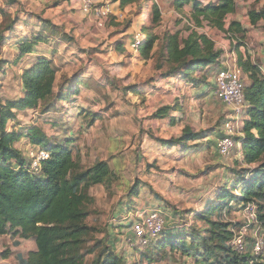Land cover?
Returning <instances> with one entry per match:
<instances>
[{"label":"rangeland","instance_id":"obj_1","mask_svg":"<svg viewBox=\"0 0 264 264\" xmlns=\"http://www.w3.org/2000/svg\"><path fill=\"white\" fill-rule=\"evenodd\" d=\"M82 1L0 0V10L7 14L5 18L0 15V27L3 22L7 26L19 20L14 33H6L5 40L0 39V61H14L18 53L13 46L20 37L43 32L39 19L33 16L54 25V29L44 30L49 39L37 47L38 52L24 57L18 66H6L5 75L0 76L3 99L17 100L24 96L23 72L38 57L49 59L57 70L54 97L37 109L19 113L9 128L25 137L36 129L50 143L74 141L70 148L80 158L84 171L100 162L109 165L108 182L88 191L91 202L86 207L89 215L86 223L91 232L82 250L85 264H93L102 250L106 251L105 255L113 252L124 257L127 264H209L204 261V254L195 256L193 251L187 255L169 247L159 250L163 238L141 244L133 234L132 223L137 221L138 214L143 217L156 214L166 227L179 225L181 221L179 229L184 226L208 229L195 216L214 204L229 182L236 183L233 170L246 168L235 164L240 161L239 147L226 158L216 153L219 135L228 133L235 137L244 127L245 115L224 105L215 96L213 86L202 84L194 88L180 82V77L169 75L171 67L163 55L166 37L179 33L186 38L191 31L205 34L217 49L224 51L225 64H232L231 57L239 52L261 62L264 70V23L253 26L249 17L251 12L264 9V0H236L239 18L252 27L245 46L240 48L218 30L197 27L191 7L179 11L177 0H142L124 9L111 0H97L87 13L83 11ZM153 5L162 14L158 24L151 23L149 11H145ZM107 8L111 11L108 16L95 12ZM231 21L229 18L227 25ZM143 28L148 32H141ZM147 35L158 40L145 57L139 48L145 44ZM216 73L206 79L211 85ZM70 91L75 94L61 101L60 95ZM178 106L183 107V114L176 125L169 119L155 117L164 107ZM186 131L201 137L190 144L194 147L190 152L174 146L175 141L181 142ZM161 141H174V145L164 146ZM17 147L32 162L42 151L27 138L21 139ZM240 207L233 202L225 210L223 221L242 228L248 215ZM256 237L263 239L264 230L257 236L248 231L249 251ZM34 250L33 241L0 237V254H10L0 264H23Z\"/></svg>","mask_w":264,"mask_h":264},{"label":"trees","instance_id":"obj_2","mask_svg":"<svg viewBox=\"0 0 264 264\" xmlns=\"http://www.w3.org/2000/svg\"><path fill=\"white\" fill-rule=\"evenodd\" d=\"M111 1L119 4L121 9L142 2ZM175 5L179 11L190 6L191 16L197 27H211L224 33L232 43L236 42V47L245 46L249 31L235 20L227 25V20L237 13L236 0H211L208 3L201 0H177ZM146 10L149 11L151 23L161 22L162 14L157 5L145 8ZM0 15L4 18L7 16L4 10H0ZM249 17L253 26L264 23V9L251 12ZM32 18L39 19L43 32L31 33L16 42L18 56L13 62L0 61V76L5 75L6 66H18L24 57L38 52L37 47L48 42L49 38L45 36L44 30H52L54 25L40 17ZM18 22L19 20L14 21L7 26L3 22L0 27V39L5 40V34L13 31ZM141 32L148 31L143 28ZM147 36L145 44L139 48L145 57L149 56L158 40L157 37ZM236 40L242 41L237 43ZM164 48L165 61L171 67L168 74L180 77L179 81L187 86L197 88L206 84L208 88H215L218 73L226 68L223 61L224 51L217 49L210 37L196 31H191L186 38H182L179 33L167 36ZM119 51L124 52L123 48ZM237 65L245 75L247 107L242 113L245 115L244 127L240 135L237 133L233 137L236 147L241 151L240 161L235 164L246 168L238 172L233 170L232 175L237 176L236 183L229 182L218 194L216 202L195 216L199 221L206 223L208 229H186L184 226L181 230L180 221L179 225L174 224L173 227H166L164 224L157 237L164 240L163 244L158 245L159 250L169 247L172 251L181 250L187 255L195 251V256L204 254V261L211 262L209 264H264V255L254 256L252 251L248 250L247 243L245 252L228 246L233 238V231L238 230L241 225L223 221L225 210H229L233 202L241 205V210L245 209L247 204L253 203L257 217L264 227V70L261 62L253 60L250 55H241ZM214 72L217 73L211 85L206 79L209 75H214ZM56 76L57 70L53 63L45 57H38L32 66L24 70L21 77L24 92L22 98L5 101L0 85V237L12 236L22 241L34 242L36 250L28 254L23 264H85L86 257L82 250L91 232L86 223L89 216L86 207L91 202L88 191L91 187L104 185L111 175L106 162H100L86 171L82 170L80 158L75 157L70 148L74 141L65 139L63 142L50 143V140L40 136L36 129H32L26 137L10 130V123L17 121L19 113L37 109L39 105L54 97ZM198 76H202L201 79ZM78 91L76 90V93ZM71 92L67 95L61 94L60 100L69 99L75 94ZM139 93L137 92V95H140ZM182 108L164 107L155 117L159 120L169 119L172 125H176L179 115L183 114ZM173 113L177 115L171 117ZM225 136L226 134L221 133L218 142ZM23 138L42 148L49 158L41 161L38 167H33V162L26 159L17 147ZM200 138L199 135L186 131L178 144V141H173L175 145L173 142H161L165 143L164 146L179 145L182 151L190 152L194 148L190 147V144ZM216 153L224 158L218 150ZM232 192L238 193V196ZM178 214L175 211L174 215L179 219ZM134 223L135 221L132 227ZM157 239L155 241H158ZM249 240L247 238L246 242ZM105 252L102 250L93 264H127L124 257L113 252L105 255ZM9 257L8 253L0 254V261L8 260Z\"/></svg>","mask_w":264,"mask_h":264},{"label":"built area","instance_id":"obj_3","mask_svg":"<svg viewBox=\"0 0 264 264\" xmlns=\"http://www.w3.org/2000/svg\"><path fill=\"white\" fill-rule=\"evenodd\" d=\"M85 13L91 11L93 5L97 3V0H83ZM104 10V9H103ZM97 9L95 12L99 16H108L111 12L108 8L106 10ZM224 69L220 70L217 75L215 83V96L226 106L235 109V113L242 114L247 107L245 98V75L243 71L238 67L237 62L233 61L232 64H225ZM228 128V126H227ZM229 130V129H228ZM236 148V143L232 134H226L217 144L218 153L226 158L233 149ZM49 156L45 151H40L36 160L33 161V167H38L41 161L48 159ZM245 211L248 215V221L242 229L233 231V238L228 243V246L234 248L236 251H246V239L248 231H251L253 235L257 236L258 232L264 230L263 225L260 223L256 207L253 203L247 204ZM163 222L161 218L156 214H152L146 217L137 215V221L133 226V233L141 244H147L152 239H156L163 230ZM252 253L254 256L261 257L264 253V237L263 239H254L252 245Z\"/></svg>","mask_w":264,"mask_h":264},{"label":"crops","instance_id":"obj_4","mask_svg":"<svg viewBox=\"0 0 264 264\" xmlns=\"http://www.w3.org/2000/svg\"><path fill=\"white\" fill-rule=\"evenodd\" d=\"M74 1V0H73ZM239 12H238V10H237V13H236V15H234V16H231L230 18H231V20H235V21H238V22H240V23H242V25L244 26V28L245 29H247L248 31H250L251 30V25L250 24H248V23H245V21H243V20H241L240 18H239ZM18 26V25H17ZM14 30H16V27H15V29ZM13 30V31H14ZM18 30V29H17ZM13 31H11V32H8L7 34H9V33H14ZM24 35V34H23ZM22 35V36H23ZM24 36H26V35H24ZM8 38V37H7ZM21 38V37H20ZM233 43H235L236 44V42H233ZM16 44V43H15ZM13 49L15 50V52H17L16 51V48H15V46H13ZM17 56H18V54H17ZM16 56V57H17ZM241 57V54L239 53V52H235V55H233L231 58H232V61H235V62H238V60H239V58ZM243 57H246V56H243ZM15 60V59H14ZM13 62V61H12ZM262 64V63H261ZM241 132V131H240ZM240 132H238V134L240 135ZM237 135V134H236ZM218 142V141H217ZM240 155H241V153H239V157H240Z\"/></svg>","mask_w":264,"mask_h":264}]
</instances>
